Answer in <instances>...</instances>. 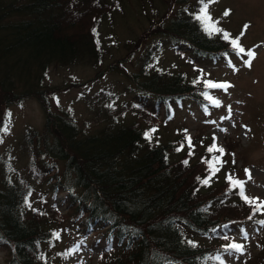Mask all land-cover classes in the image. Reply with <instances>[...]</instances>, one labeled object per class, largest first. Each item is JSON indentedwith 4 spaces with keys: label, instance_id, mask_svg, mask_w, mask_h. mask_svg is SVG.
<instances>
[{
    "label": "trees",
    "instance_id": "obj_1",
    "mask_svg": "<svg viewBox=\"0 0 264 264\" xmlns=\"http://www.w3.org/2000/svg\"><path fill=\"white\" fill-rule=\"evenodd\" d=\"M167 2L162 17L138 40L125 44L129 57L145 41L161 38L146 45L138 70L131 72L125 59L111 66L131 82L130 100L119 115L107 111L108 101L101 103L97 115L106 109L101 117L106 125L90 131L89 123L81 124L71 110H52L50 92L41 84L53 64L102 61L99 27L106 16L123 8L124 0H0V134L5 111L16 96L36 97L45 113L43 130L26 132L31 161L24 176L0 157V251L7 264H65L45 250L58 234L62 238V229L70 235L69 243L76 235L95 236L102 245L98 264H218L215 257L233 240V230L264 220V212L248 219L252 207L236 194L238 189L227 192L229 185L219 174L209 185L196 179L208 175L207 165L202 157H191L202 144L203 158L210 159L206 148L212 136H190L193 149L187 127L174 141L155 136L159 117L171 120L176 103L190 99L205 112L214 107L200 95L203 84L193 86L198 76L157 67L155 53L163 48L192 51L195 59L232 53L219 35L209 37L190 18L200 6L198 0ZM128 113L133 115L130 122L123 118ZM228 152L236 154L232 148ZM60 194L65 210L48 207ZM225 234L229 240L223 239ZM262 245L260 256L249 264H264Z\"/></svg>",
    "mask_w": 264,
    "mask_h": 264
},
{
    "label": "rangeland",
    "instance_id": "obj_2",
    "mask_svg": "<svg viewBox=\"0 0 264 264\" xmlns=\"http://www.w3.org/2000/svg\"><path fill=\"white\" fill-rule=\"evenodd\" d=\"M167 6V0H124L123 8L106 16L99 27L104 51L102 61L53 64L49 68L41 85L42 90L50 92L48 100L51 109L65 107L71 110L81 124L89 123L90 131H97L106 125L101 118L106 109L102 111L101 116L97 115L101 103L108 101L112 107L105 105L107 111L119 115L123 104L130 100L131 94L127 93V88L131 86V82L121 70H113L111 66L116 61L125 59L124 64L131 72L138 70L146 45L153 41L160 43L161 38L145 41L141 48L134 50L136 52L129 57V49L125 44L128 40H138L139 35L145 33L144 30L152 21H158L162 17ZM225 10H230L228 16H224ZM209 13L213 20L219 21L218 27L237 37L240 36L243 26L248 24L249 28L240 41L246 49L260 45L255 49L256 58L251 69H248L232 52L233 64L239 68L238 72H234L225 57L195 59L192 51L177 53L169 48L156 52L157 67L176 72L187 71L193 77L200 75V71L196 74L197 69L204 70L203 79L210 77L218 81H228L234 87L229 88L227 92L212 90L213 95L222 102V106L212 107L207 113L197 102L190 99L176 103L171 120L165 115L159 117L160 126L155 136L163 142L174 141L183 127H187L189 136L209 135L212 139L215 136L217 145L225 150L223 160L227 161L218 173L220 179L226 180V174L236 173V176L244 180V170L250 169L252 179L245 185V195L259 197L264 201V0H215L209 5ZM101 70L106 73L99 75ZM73 83L80 86L70 88ZM56 88L60 90L52 94V90ZM106 91L110 96L106 95ZM228 105L232 106L231 120L223 119L228 114ZM5 112V127L0 134V157L11 163L13 172L24 176L31 161L24 138L28 129L43 130L44 109L36 97L16 96ZM123 118L130 122L133 115L128 113ZM198 147L199 149L195 148L198 153L195 151L191 161L203 158V145L199 144ZM231 148L236 153L234 156L228 152ZM212 155L217 153L209 154L210 158ZM233 159L236 163L231 171ZM62 202L63 195L60 194L52 198L48 207L64 211ZM246 225L247 240L240 229L231 233L233 240L245 246V252L243 255H224L223 258L228 264H249L248 260L256 261L260 256L264 242V226L258 222ZM61 232L62 238L58 234L59 238L45 245L48 254L53 258L57 256L65 264H98L102 245L96 243L95 236L76 235L75 242L69 243L70 235H67L64 229ZM77 245L79 251H75ZM221 253L223 255L222 251ZM0 264H7L3 251H0Z\"/></svg>",
    "mask_w": 264,
    "mask_h": 264
},
{
    "label": "snow or ice",
    "instance_id": "obj_3",
    "mask_svg": "<svg viewBox=\"0 0 264 264\" xmlns=\"http://www.w3.org/2000/svg\"><path fill=\"white\" fill-rule=\"evenodd\" d=\"M214 0H198V4L200 5L198 9L195 12H192L190 14V18H192L194 21L198 23L203 29V31L209 36L213 37L215 35H219L220 38L227 42L232 50V52L235 54L236 57H238L242 63V65L248 69H251L254 59L256 58V48H259L260 45L255 46L253 49H245L243 46H241L240 38L245 34L247 29L249 28L248 24H245L243 26V29L240 33V36L236 38H232L231 34L222 29L221 27H218L219 21H215L211 18L208 12V6L210 3H213ZM230 14V10H225L224 16H228ZM245 57H247L245 59ZM225 58L227 59V63L230 68L234 72H238L239 68H237L232 60L228 58V53H225ZM200 75L193 80V86H196L198 84H203L204 91L200 92V95L204 98L205 101H207L210 105L214 107H221L222 102L219 99H216L213 95L209 93L208 90H223L224 92H227L229 88L234 87L230 82L227 81H214L211 79H203V76L205 75L204 70H199ZM210 75V74H209ZM108 107H112V105H108ZM227 115L223 117L225 120H231L232 118V106H227ZM215 123V122H213ZM234 126V125H233ZM6 130V129H4ZM187 131V130H185ZM221 131H226L225 129H221ZM145 137L148 140H151V136L148 133H145ZM187 143L190 149L194 148V145L192 144L191 137H186ZM183 149V145H181V148L177 149V151H180ZM207 153L213 154V153H219V155H212L210 159L205 160V158H202V162L206 163L208 172V175L205 176L203 179H201L200 176H197L196 179L200 181L203 185H209L210 180L214 176H216L222 168L226 165L227 161L223 160V157L225 155V150L223 147L218 146L216 143V137H213V143L206 148ZM193 152L190 150L189 155H192ZM235 155L234 153L232 154ZM184 164H187L188 161H183ZM233 164L236 163L235 159L232 161ZM245 176L246 179H236L234 178V174L229 173L226 174L225 179L228 183L229 187L227 189V192H233L238 189L236 194L249 206L252 207V214L248 217L249 220L252 219V217L257 212H264V201H261L259 197H248L245 195V185L248 183L249 180L252 179V174L250 169H245ZM31 193H29L30 195ZM27 202V201H26ZM262 226H264V220L257 221ZM223 227H227V225H223ZM241 233L244 236V239L247 240L248 234L241 229ZM57 238H59L57 236ZM223 239L229 240V237L227 234L224 235ZM83 243V241H81ZM189 244H193L192 241L188 242ZM194 246V244H193ZM75 251H79V245L76 246ZM245 252V246L243 244L237 243L234 240L231 242L223 245V255L215 257L218 264H225L223 256H232L234 254L243 255Z\"/></svg>",
    "mask_w": 264,
    "mask_h": 264
}]
</instances>
